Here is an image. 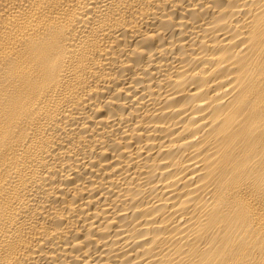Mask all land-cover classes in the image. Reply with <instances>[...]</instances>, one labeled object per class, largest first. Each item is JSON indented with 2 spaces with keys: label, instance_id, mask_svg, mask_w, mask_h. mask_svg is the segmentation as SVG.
I'll use <instances>...</instances> for the list:
<instances>
[{
  "label": "bare ground",
  "instance_id": "obj_1",
  "mask_svg": "<svg viewBox=\"0 0 264 264\" xmlns=\"http://www.w3.org/2000/svg\"><path fill=\"white\" fill-rule=\"evenodd\" d=\"M0 264H264V0H0Z\"/></svg>",
  "mask_w": 264,
  "mask_h": 264
}]
</instances>
